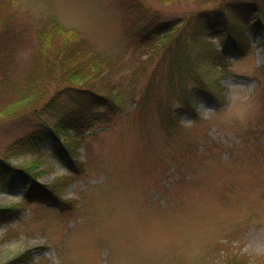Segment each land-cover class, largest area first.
<instances>
[{"label": "rangeland", "instance_id": "obj_1", "mask_svg": "<svg viewBox=\"0 0 264 264\" xmlns=\"http://www.w3.org/2000/svg\"><path fill=\"white\" fill-rule=\"evenodd\" d=\"M222 1L0 0V157L15 139L58 120L42 108L29 110L37 97H29L28 83L47 63L40 36L49 18L74 29L107 59L96 88L111 82L129 103L112 124L85 134L73 169L51 142L44 152L10 159L21 167L35 161L36 182L55 181L68 202L61 211L32 201L15 220L0 221V264L27 250L32 260L19 264H226L234 255L264 264L260 34L252 25L243 27L252 47L245 54L229 51L230 72L218 81L206 64L190 66L227 95L223 105L200 97L195 113L176 111L181 102L173 101L170 82H177V70L159 56L149 60L152 47L141 38L150 19L188 16ZM51 40L61 48L66 38ZM201 40L219 51L225 44ZM65 84L46 81L50 89L42 102ZM64 98L70 105L83 95ZM23 195L21 181L11 186L0 180V206Z\"/></svg>", "mask_w": 264, "mask_h": 264}, {"label": "trees", "instance_id": "obj_2", "mask_svg": "<svg viewBox=\"0 0 264 264\" xmlns=\"http://www.w3.org/2000/svg\"><path fill=\"white\" fill-rule=\"evenodd\" d=\"M245 25L256 28L264 48V0H226L218 7L192 12L188 16L160 21L150 19L147 22L143 29L147 37L141 38L150 43V48L152 47L153 54L149 60L159 56L160 61H169L170 66L178 73L177 82L175 80L170 82L173 101L181 102L176 111L182 113L189 110L195 113L196 100L202 96H210L221 105L225 103L227 95L223 88L211 87L210 81L196 68L192 69L190 66L198 62L206 64L208 70H215L217 81L229 73L230 64L226 57L228 52L234 50L245 54L252 47L250 38L242 31ZM45 28L47 31L42 32L40 37L41 48L46 55L42 63L43 65L47 63L40 71L34 72L43 71V74L33 73L31 82L28 83L31 93L29 97H37L29 110L37 111L42 108L58 117V120L54 125L15 139L5 148L0 157V180L11 186H16L17 182L21 181L24 195L18 202L0 206V221L15 220L32 201L45 202L61 211L65 210V203L68 202L61 198V189L54 185L55 181L49 186L36 182L38 173L33 171L35 161L29 166H14L10 162L12 157L29 152H44L48 150V142H51L54 144L52 151L73 169L76 163L72 158L77 154L75 148L82 146L85 134L112 124L118 113L125 112L129 104L111 82L107 84L108 87L96 88L95 81L102 78L107 59L94 53L83 37H76L77 32L74 29L66 28L53 17L48 19ZM55 35H64L66 38L61 48L52 44L51 39ZM204 37L225 40L223 50H215L213 44H206L201 40ZM50 57L55 61H51ZM184 67H190L185 71L187 73L178 71ZM217 67L220 69L217 70ZM138 71L145 70L141 68ZM262 71L264 73V64ZM50 80H55L57 84H66L58 87L47 102H42L50 89L45 83ZM41 85H44V88ZM77 88L80 89L75 91ZM70 92L82 94L83 99L70 105L64 103L66 98L64 96L66 94L69 96ZM40 101L41 103L37 105L36 103ZM28 254L30 250L20 252L5 264L26 263L32 260L31 256H26ZM226 264H248V260L234 255Z\"/></svg>", "mask_w": 264, "mask_h": 264}]
</instances>
